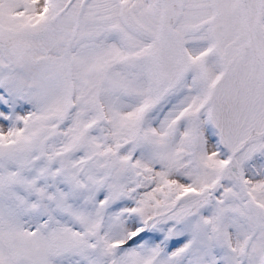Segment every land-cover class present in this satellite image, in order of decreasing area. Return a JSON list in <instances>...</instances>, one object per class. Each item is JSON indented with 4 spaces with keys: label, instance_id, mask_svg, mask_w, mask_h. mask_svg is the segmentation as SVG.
<instances>
[{
    "label": "snow or ice",
    "instance_id": "1",
    "mask_svg": "<svg viewBox=\"0 0 264 264\" xmlns=\"http://www.w3.org/2000/svg\"><path fill=\"white\" fill-rule=\"evenodd\" d=\"M0 264H264V0H0Z\"/></svg>",
    "mask_w": 264,
    "mask_h": 264
}]
</instances>
